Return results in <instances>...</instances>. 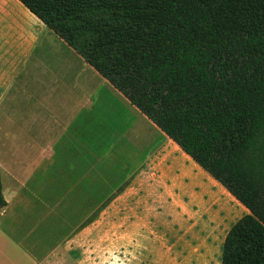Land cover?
I'll return each instance as SVG.
<instances>
[{
	"label": "crops",
	"instance_id": "0c3cea01",
	"mask_svg": "<svg viewBox=\"0 0 264 264\" xmlns=\"http://www.w3.org/2000/svg\"><path fill=\"white\" fill-rule=\"evenodd\" d=\"M166 144L19 0H0V264H198L181 259V224L155 214Z\"/></svg>",
	"mask_w": 264,
	"mask_h": 264
},
{
	"label": "trees",
	"instance_id": "16d2710c",
	"mask_svg": "<svg viewBox=\"0 0 264 264\" xmlns=\"http://www.w3.org/2000/svg\"><path fill=\"white\" fill-rule=\"evenodd\" d=\"M19 1L246 208L220 264H264V0Z\"/></svg>",
	"mask_w": 264,
	"mask_h": 264
},
{
	"label": "rangeland",
	"instance_id": "374dc122",
	"mask_svg": "<svg viewBox=\"0 0 264 264\" xmlns=\"http://www.w3.org/2000/svg\"><path fill=\"white\" fill-rule=\"evenodd\" d=\"M166 142L167 147L175 150L171 152L172 159L166 161L165 171L161 172L162 180H159L158 173L153 174V170L150 174L151 186L158 185L165 195V205H160L155 214L175 220V225L181 224L178 237L181 259L191 256L198 264L204 260V264H220L225 234L247 210L167 137ZM158 145H162V135L150 129V153ZM134 214V217H142L140 212ZM124 215L122 212L119 217ZM103 217H109V212ZM187 244L190 252L185 249Z\"/></svg>",
	"mask_w": 264,
	"mask_h": 264
}]
</instances>
